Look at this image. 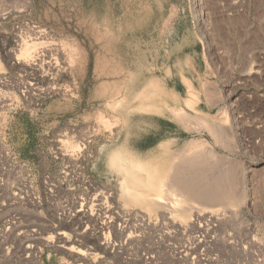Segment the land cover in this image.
I'll return each instance as SVG.
<instances>
[{
	"label": "rangeland",
	"instance_id": "1",
	"mask_svg": "<svg viewBox=\"0 0 264 264\" xmlns=\"http://www.w3.org/2000/svg\"><path fill=\"white\" fill-rule=\"evenodd\" d=\"M200 1L209 45L191 0H0V264H264V0ZM129 161L199 194L189 224L125 203Z\"/></svg>",
	"mask_w": 264,
	"mask_h": 264
},
{
	"label": "bare ground",
	"instance_id": "2",
	"mask_svg": "<svg viewBox=\"0 0 264 264\" xmlns=\"http://www.w3.org/2000/svg\"><path fill=\"white\" fill-rule=\"evenodd\" d=\"M191 1H194V3L192 4V6H193L192 9L195 12V13L193 12V15L195 16L196 24L199 27V30L207 37L206 43L209 45L210 41H209V34H208V30H207L208 24H207L205 15L202 12L201 1L200 0H191ZM31 45H32V43H28L27 41H22L21 42V48H20V54L24 55V57L28 58L29 60H32V61L39 60L40 61L42 53H40L38 51L32 53V50H31L32 46ZM46 53H48V52L46 51ZM15 60H16V62H13V63L11 62V66H16L18 64V58H15ZM33 79L39 81V79H41V78L39 76H37V78H33ZM151 91L152 92H150V93H146L145 90H142L140 94H139V92L137 94H135V96L137 95L140 98V100H142L141 103L139 102L137 104V107L142 108V109H146V110H150L153 112H159V111L161 112V111L165 110L164 106H166L165 100L167 99V96L158 92V91H154V90H151ZM135 96H133V97L135 98ZM133 97H132V99H133ZM130 100H131V98H130ZM189 102H191V101H189ZM178 111H179V109H171L170 110L171 113H173L174 115L178 114L179 115L178 118L179 117L181 118L182 115L179 114L180 111L179 112ZM203 125L206 126V124H204V123H203ZM205 143L206 142L204 140H195V139L193 140V139H191L186 143V146H188L190 149L191 147L204 145ZM118 159H120L119 155L110 154V157L108 158V160H109L108 164H111V166H113L115 161ZM127 164L133 169V172H132V170H127V173L124 174V176L122 178L121 185H120L121 186L120 196L125 201V203H132V204L140 205L141 207L148 209V210H151L152 208H156V207H164V208L168 209L169 218H171L173 220L179 219L180 221H185L186 224L187 223L189 224L188 206L192 205V202L196 201L199 198L198 193L193 192L192 188H191L192 190L189 189L187 184H183V183L181 184L180 182L179 183L181 185L176 184L177 182L176 183L174 182L173 176L170 177L169 173L171 170L168 172H162L161 171V173H160V171H158V170H160V168H162V165L156 166L155 164H151L148 162H146V163L137 162L134 164L130 161L127 162ZM175 172H174V174H175ZM179 180H181V179H179ZM181 182H184V181L181 180ZM97 198H98L97 199L98 201L101 200V198H99V197H97ZM201 198H203L204 201L211 202V203H216V202H219L221 200V197H220L219 199H217L219 201L213 202L214 198L212 195H210L208 197H201ZM204 198H206V199H204ZM222 198H223V196H222ZM162 199L166 200V202L163 201ZM81 206H83V205H81ZM100 206H98V207H100ZM83 207H81V209ZM81 211L84 215H86L88 213L87 211H89V210H87V211L81 210ZM91 211H92V209H91ZM78 212H80V209ZM90 214H92V212ZM87 216H89V215H87ZM207 217H209V219H205V220L209 221V223H207L206 226H208L209 224L214 225L213 224L214 222L219 223L221 220L219 218H221L222 216L217 217V215L215 216L214 214L213 215L209 214V216H207ZM102 224H105V223L102 222ZM199 226L203 227L205 225L199 224ZM123 227L124 226L120 225V227L118 228L117 231L123 232L124 231ZM106 228H108V226ZM58 234H61V233H58ZM102 236H103V239L105 241L104 243L109 244V240L107 237L108 234H103ZM57 240H59L60 242H58L59 245H55V246L61 248V250H65L70 255L74 256L75 261L84 260L85 258L88 259V257H86V254L82 250H80V249L74 250L73 249L74 247H72L70 245L65 247L67 241L64 239V235H59ZM101 242H103V241L101 240ZM100 245H101V243H100ZM76 264H80V263H76Z\"/></svg>",
	"mask_w": 264,
	"mask_h": 264
},
{
	"label": "crops",
	"instance_id": "3",
	"mask_svg": "<svg viewBox=\"0 0 264 264\" xmlns=\"http://www.w3.org/2000/svg\"><path fill=\"white\" fill-rule=\"evenodd\" d=\"M196 58H197V60H193L192 57H189V59H188V64H187V68H188L187 71L191 72V75H192V74L196 75L198 79L206 80L205 77L207 76V74H206V72H205L206 68H205L204 60H203L202 58H201V59H199L198 57H196ZM195 61H198V62H200V63H197V62H195ZM202 61H203V62H202ZM201 62H202V66H201ZM201 71H204V72L202 73V75H201ZM185 72H186V71H185ZM185 72L182 71V72L179 74V77H180V84H181L182 86H185L186 93L188 94L187 82H186V81H188V82L190 83V86L192 87V86H193V80H194V78H192V77L189 78V77L185 74ZM189 90H190V89H189ZM172 92H173V91H172ZM174 92H175V93H174ZM174 92H173L174 96H175V97L178 99V101H179V98H181L179 91L174 90ZM186 99H187V97H186V98H183V100H182L183 104L185 103V100H186Z\"/></svg>",
	"mask_w": 264,
	"mask_h": 264
}]
</instances>
